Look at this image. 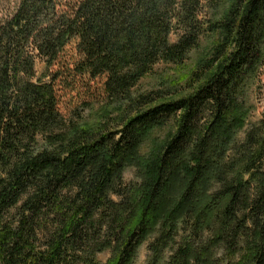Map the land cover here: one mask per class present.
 Here are the masks:
<instances>
[{"label": "trees", "instance_id": "obj_1", "mask_svg": "<svg viewBox=\"0 0 264 264\" xmlns=\"http://www.w3.org/2000/svg\"><path fill=\"white\" fill-rule=\"evenodd\" d=\"M209 35L180 97L135 90ZM263 47L264 0H24L0 25V264H136L145 242L144 264H264V118L239 142ZM64 89L121 103L119 124L66 117Z\"/></svg>", "mask_w": 264, "mask_h": 264}, {"label": "rangeland", "instance_id": "obj_2", "mask_svg": "<svg viewBox=\"0 0 264 264\" xmlns=\"http://www.w3.org/2000/svg\"><path fill=\"white\" fill-rule=\"evenodd\" d=\"M24 0H0V25L11 19L18 10L20 4ZM70 0H63L64 4H67ZM212 3H207V1L203 2L200 6L199 17L201 23L204 24L205 27L208 26L209 21L211 19L219 18L224 8L223 7H214ZM170 39L172 41H177V36L175 33L170 35ZM214 35L202 36L201 42L197 49L191 53L189 60L180 68L173 69L169 64L166 63H157L154 66V73L149 74L148 76L142 78L136 85L135 90L138 92L149 93L150 90L156 89H164L163 91L170 94L171 91L170 86H172L173 90H178L175 94L176 97H180V95L184 94L185 85L189 83V79L186 77V73H189L191 69L195 68L198 62L203 58L206 59V56L209 55L210 48L213 45ZM264 52V47H263ZM34 55L36 58L35 62V71L36 77L33 79L35 82L49 81L50 75L52 74V67H47L46 62L43 58L38 56V53L34 51ZM213 55V54H212ZM207 56V61L210 60V57ZM258 71L255 74L254 78L249 81V84L246 87V92L244 94L245 106L247 108V121L243 128V132L239 135V142L243 143L246 134L251 128L257 127L260 123V120L264 118V53L263 59L259 64ZM185 83V85H184ZM187 85V86H188ZM69 90H62L60 92L59 104L60 109L66 117L78 119L82 122H99L104 121L106 118H109V126L116 127L119 124L121 117H119V111L121 110V103L117 104L114 102L113 104L109 102V100L104 99V101H96L92 103L93 105L89 106V108H83L76 110L69 103L71 95ZM174 98V97H173ZM78 116V117H76ZM174 131V121H169L162 128L154 129V133L149 137V140H145L146 142L142 146V151L147 152L152 146V142L155 141H166V139L173 133ZM124 179L126 182L135 181L139 178L136 176V169L131 167L128 168L124 173ZM148 242H145L139 250V257L136 264H144L147 258V250ZM109 251L105 253L99 254L102 260H106L109 257Z\"/></svg>", "mask_w": 264, "mask_h": 264}]
</instances>
